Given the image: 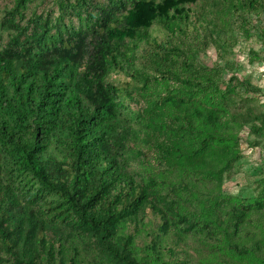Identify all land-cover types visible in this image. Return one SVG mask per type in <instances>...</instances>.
<instances>
[{
  "label": "trees",
  "instance_id": "1",
  "mask_svg": "<svg viewBox=\"0 0 264 264\" xmlns=\"http://www.w3.org/2000/svg\"><path fill=\"white\" fill-rule=\"evenodd\" d=\"M240 1L247 12L264 9L261 0ZM45 2L0 0V264H77V250L68 260L61 252L71 232L57 221L64 212L107 262L149 264L153 255L159 264L191 263L190 236L201 225L177 210L172 194L152 187L158 181L138 182L127 168L124 155L138 133L121 117L136 105L137 120L149 119L135 90L157 82L179 85L159 93L163 103L219 87L221 79L196 75L188 51L216 44L211 28L235 0ZM226 69L223 102L240 110L232 90H261L232 64ZM200 117L206 127L194 155L231 138L209 109ZM260 118L250 105L232 121ZM243 214L233 207L220 221L226 240Z\"/></svg>",
  "mask_w": 264,
  "mask_h": 264
},
{
  "label": "rangeland",
  "instance_id": "2",
  "mask_svg": "<svg viewBox=\"0 0 264 264\" xmlns=\"http://www.w3.org/2000/svg\"><path fill=\"white\" fill-rule=\"evenodd\" d=\"M202 1L209 5L214 0ZM45 3L55 6L56 0ZM211 31L216 44L210 40L206 46L194 44L188 52L197 67V76L209 74L222 83L218 88L193 92L190 99H173L169 103L158 99L159 93L178 91L179 85L157 82L140 91L136 89L150 118L137 120L136 105H132V114L123 111L121 119L138 133L129 141L124 158L138 182L148 184L151 178L158 181L152 187L159 186L162 195L172 194L178 202L177 210L192 213L199 221L200 228L190 236L195 254L189 264H264V9L247 12L242 2L235 0L222 11L217 27ZM231 64L238 76L261 90L257 95H247L239 88L229 93L230 101L240 110L250 105L257 107L262 115L257 122L237 125L232 116L240 110H231L223 102L226 82L232 75L226 67ZM206 109L231 140L194 155L206 127L200 117ZM183 113L189 114L190 123L183 119ZM233 207L245 214L226 240L219 223L226 224ZM57 221L71 227L70 234L65 231L67 235H63L68 240L61 244L65 259L77 250V264H114L105 260L98 244L82 238L73 215L64 212ZM230 244L241 251H235ZM147 261L159 264L153 255Z\"/></svg>",
  "mask_w": 264,
  "mask_h": 264
}]
</instances>
